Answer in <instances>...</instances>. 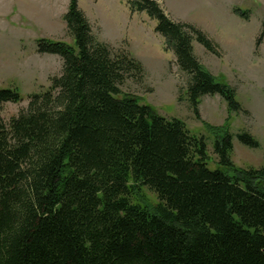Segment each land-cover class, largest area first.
<instances>
[{
    "label": "trees",
    "instance_id": "1",
    "mask_svg": "<svg viewBox=\"0 0 264 264\" xmlns=\"http://www.w3.org/2000/svg\"><path fill=\"white\" fill-rule=\"evenodd\" d=\"M128 5L155 21L175 56L184 77L178 100L210 134L215 159L203 135L120 89L142 83L144 67L100 41L69 0L63 21L74 46L35 41L37 54L60 57L59 75L8 123L0 117V264H264V155L258 169L233 163V137L259 143L230 132V115L247 112L193 47L218 56V45L157 0ZM233 12L248 19V11ZM263 40L264 20L256 46ZM215 95L227 106L221 126L199 112L201 99ZM21 101L0 89V110ZM144 189L156 203L143 202Z\"/></svg>",
    "mask_w": 264,
    "mask_h": 264
},
{
    "label": "rangeland",
    "instance_id": "2",
    "mask_svg": "<svg viewBox=\"0 0 264 264\" xmlns=\"http://www.w3.org/2000/svg\"><path fill=\"white\" fill-rule=\"evenodd\" d=\"M174 21L188 23L202 31L219 47V55L193 43L198 60L215 77L235 88L236 101L247 113L232 114L230 132H247L259 143L249 148L233 137L231 159L239 168L262 166L264 155V40L255 41L264 20V0H157ZM69 0H0V89L16 90L22 101L3 104L0 117L8 123L24 109L31 94L44 92L49 79L59 75L62 62L51 54H37V39L62 41L74 46L63 15ZM93 33L114 50L128 51L144 67L142 83L126 81L120 89L134 94L157 114L182 120L196 135H203L212 154L213 139L198 122L185 99L178 100L184 87L175 56L165 51L163 39L155 33V21L145 13H132L128 0H77ZM248 11V19L233 12ZM202 120L221 126L228 117L227 106L218 96L201 99ZM211 169L216 165L211 162ZM143 202L154 204L155 195L144 189Z\"/></svg>",
    "mask_w": 264,
    "mask_h": 264
}]
</instances>
